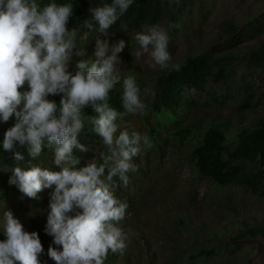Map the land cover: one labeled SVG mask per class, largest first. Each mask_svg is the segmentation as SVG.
Returning <instances> with one entry per match:
<instances>
[{"label":"rangeland","instance_id":"obj_1","mask_svg":"<svg viewBox=\"0 0 264 264\" xmlns=\"http://www.w3.org/2000/svg\"><path fill=\"white\" fill-rule=\"evenodd\" d=\"M176 6L172 9L178 11ZM263 12L264 0L186 2L180 11L178 30L172 28L169 18L155 25L164 29L169 37L171 59L165 68L154 65L150 49L144 52L135 40L137 34L146 32L151 26L139 30L114 29L101 34L86 29L79 32L77 39L74 38V31L68 35L75 47L67 63V71L82 61L87 63L94 59L96 62L98 42L105 43L107 55H111L112 49L124 41V49L117 54L116 74L121 77L120 81L130 73L137 77V84L143 87L141 99L145 107L142 112L120 119L115 135L125 130L130 134L138 131L147 135L152 143L150 148L143 149L132 159L135 170L130 169L127 173L126 185L114 178V192L118 200L128 206L124 220L118 225L127 234V247L123 254H114L115 258L108 253L104 264H264L259 250L260 242L239 239V234L246 230L245 222L255 226L264 224V194L254 195L243 186L219 189V185L209 179L202 181L187 162L193 144L180 147L171 134L175 121L184 122L194 131H199L200 135H203L210 121H225L227 126L224 131L233 139L239 128L264 120V68H257L250 61L253 47L264 40V33L258 32L255 38L240 36L231 41L228 48L222 46L220 51L212 49L220 43L225 23H232L241 31L250 29L258 23ZM138 51L141 52L139 57L136 56ZM78 52L82 54L77 55ZM199 52L208 55L231 52L240 55L241 59L229 66L228 79L216 81L210 78L205 90L186 89L175 121L159 126L157 117L150 112L156 83L153 75L157 76L181 62L187 54ZM77 143L84 150L73 147L72 152L81 158L75 159L71 154L72 160L59 166L55 164V147L47 159L42 158V151L30 163L14 159L6 168L3 178L0 177V185L12 177L15 167H40L53 172L63 167L79 170L94 160L103 163V157L110 155L108 147L96 133L88 140L77 139ZM53 191L54 187L44 189L36 198L17 194L18 198L5 200L0 196V218L5 212L12 211L26 231L38 233L40 229H45ZM206 193L209 196L205 200ZM181 217L188 221L186 228L179 227ZM227 226L231 227L228 233L225 232ZM214 234H221V237ZM3 239L1 235L0 240ZM261 240L264 242V237ZM51 246L58 247L53 243ZM226 246H233L234 249L230 252ZM194 247H220L221 254L207 261L178 257ZM47 250L44 249V254L39 257L41 264H55L48 258ZM241 257L246 260H241Z\"/></svg>","mask_w":264,"mask_h":264},{"label":"clouds","instance_id":"obj_2","mask_svg":"<svg viewBox=\"0 0 264 264\" xmlns=\"http://www.w3.org/2000/svg\"><path fill=\"white\" fill-rule=\"evenodd\" d=\"M133 3L112 0L91 9V14L104 31ZM72 13L71 4H57L55 0L42 8L36 0H0V124L15 121L4 132L0 148L21 161L23 155L14 151L17 145L27 146L29 155L36 157L46 141L48 146H55L57 166L71 161L73 147L84 150L77 143L83 126L80 111L89 105L94 108L98 113L92 121L94 131L110 152L103 163L94 160L79 170L63 167L58 172L15 167L9 183L29 198L54 187L44 232L58 247L49 246V259L55 264H104L109 252L123 254L127 247V234L118 225L128 206L115 196L114 178L126 185L127 173L135 170L132 159L152 143L138 131L115 135L119 114L105 102L121 80L115 65L124 41L111 55H107V45L98 42L95 63L89 67L82 61L75 74L67 71L75 47L66 27ZM135 40L144 52L150 49L154 65L168 66L169 37L164 29L151 26ZM140 55L136 52L137 57ZM25 85L27 89L22 90ZM122 90L124 110L133 115L142 112L145 105L134 76L123 79ZM56 95L62 96L58 116L57 104L48 99ZM205 179L209 178L201 180ZM0 235L4 237L0 240V264H41L44 248L39 233L26 231L12 211L0 218Z\"/></svg>","mask_w":264,"mask_h":264},{"label":"trees","instance_id":"obj_3","mask_svg":"<svg viewBox=\"0 0 264 264\" xmlns=\"http://www.w3.org/2000/svg\"><path fill=\"white\" fill-rule=\"evenodd\" d=\"M189 1L191 0H134V3L126 13L119 16L117 21L107 30L101 31L91 14V9L103 6L106 3L110 4L112 0H55L57 4L72 5L73 13L66 27L68 35L71 31H74L75 39H77L79 32L86 29L96 34L109 33L114 29L139 30L144 27L158 25L168 18L172 28L178 30L181 18L180 11L185 3ZM36 2L42 8L47 3L52 2V0H36ZM173 3L174 5L177 4L178 11L172 9ZM178 6L180 7L178 8ZM260 31L264 33V12L260 15L258 23L253 28L243 31L236 25L227 22L222 28L220 43L212 47V49L219 50L222 46L228 48L231 41L240 36L255 38ZM252 51L255 52V54L253 52L251 54L250 61L252 64L257 68H264V40L253 47ZM238 59H241L240 55L231 52H227L224 55H208L204 52L190 53L181 62L176 63L165 71H161L157 76L153 75L156 83L151 98L150 112L157 117L158 125L161 126V123L166 125L175 121L179 104L186 95L185 89L196 88L205 90L210 78L216 81L228 79L230 77L229 66ZM92 63H95L94 59L87 62L89 67ZM78 70L77 66H75L69 69L68 72L75 74ZM127 75H132L137 79L134 74L130 73ZM122 83L123 79L109 91L108 98L105 101L110 108L116 110L119 114L115 121L116 125L119 124L120 119L129 115L122 106L123 90L122 86H120ZM138 87L140 94H142V85H138ZM26 89L27 85L22 90ZM61 98V95L48 97L49 100L57 104V116L59 115ZM97 116L98 113L94 111L91 105L81 109L80 118L83 126L77 135L78 140H88L96 133L92 121ZM14 122V120H10L7 123L0 124V141L3 139L4 132L13 126ZM174 123L175 129L171 134L178 145L186 147L188 144H193L189 149L190 155L187 157V162L197 171L200 179H211L219 185V189L243 186L250 189L254 195L264 194V120L239 128L233 139H230L224 131L227 126L225 121H210L205 127L203 135H200L199 131H194L190 126L185 125L184 122L175 121ZM232 146L234 148L230 149ZM54 147V145L48 146L45 141V146L42 148V158L47 159ZM14 151H19L24 157L23 161L26 163H30L34 159V157L29 155L27 146L20 147L17 145ZM71 154L75 159L81 158L76 152ZM13 160V153L4 152L0 148V177L3 178L6 168ZM179 160L182 161L181 158ZM25 168L27 169L28 167L25 166ZM9 180L10 178L5 179L4 183L0 185L1 199L10 200L18 198L17 194H23L15 185L10 184ZM208 196V193H206L204 199L206 200ZM179 222V227L181 228L188 226V221L182 217ZM244 225L246 230L239 234V239L252 240L254 242L258 240L261 244V248L259 247L260 253L264 257V242L261 240L264 237V224L255 226L250 222H245ZM230 230L231 227L227 226L225 232L228 233ZM38 233L43 248L48 249L53 243L52 237L46 235L44 229H40ZM214 235L221 237V234ZM226 248L230 252L234 249L233 246H226ZM220 254V247H217V249L194 247L193 250L190 249L184 255L179 254L178 257L184 256L185 259L190 261H198L199 259L207 261L208 259L219 257ZM112 255L115 258V255ZM241 260L245 261L246 258L241 257Z\"/></svg>","mask_w":264,"mask_h":264}]
</instances>
